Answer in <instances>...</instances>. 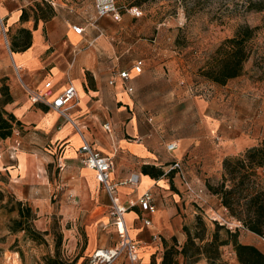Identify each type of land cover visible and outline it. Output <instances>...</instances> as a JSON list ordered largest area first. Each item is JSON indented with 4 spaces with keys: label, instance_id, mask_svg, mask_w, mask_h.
Here are the masks:
<instances>
[{
    "label": "rangeland",
    "instance_id": "1",
    "mask_svg": "<svg viewBox=\"0 0 264 264\" xmlns=\"http://www.w3.org/2000/svg\"><path fill=\"white\" fill-rule=\"evenodd\" d=\"M115 1L122 10V19L115 22L107 18L108 27L102 31L111 49L104 52L108 64L114 66L118 58L125 67H130L136 59H148L155 79L153 84L143 85L142 107L138 106L133 113L146 120L151 118L157 133L171 141L180 138L195 141L182 156V171L195 190H203L204 203L195 204L182 190L179 203L184 213L182 216V210L177 208L179 214L171 223L178 232L174 236L177 247H183L187 234L200 244L199 239L203 243L210 241L218 227H222L218 231L221 239H227L226 231H243L235 228V220L207 189V185L215 186L221 179L222 149L218 148L216 134L208 132L206 117L193 106H187L184 100L207 103L202 112L206 109V114L218 116L220 137L224 131L233 136L264 140V60L261 59L264 57V11L256 10L264 6V0ZM85 2L93 4V0ZM130 7L140 9L142 16L131 17L125 12ZM247 26L260 29L256 30L254 50L242 74L225 85L206 79L202 71L208 67L217 47L232 38L238 28ZM11 74L18 79L16 72ZM192 86L200 88L201 95L188 93ZM15 131V138L22 140L25 134L22 128ZM29 140L26 144L33 154L45 156L47 152L39 147L40 142L33 136ZM51 147L52 163L45 166L51 190L43 196L36 194L34 203L16 198L8 186V177L0 172V264H49V259H56L58 264H88L96 249L119 244L108 208L88 196L82 183L85 179L79 175L81 171L60 168V144ZM78 168L86 167L79 164ZM36 172L42 174L37 169ZM100 191H104L102 186ZM16 201L27 204L36 214L32 224L40 235L37 241L25 232L10 231L11 222L17 217L16 211L10 212V209ZM243 235L251 237L254 245L264 252V241L249 233ZM172 238L166 237L165 241L170 245ZM159 250L151 257L150 264L161 263L163 246ZM232 251L231 245L222 247V261L231 264ZM179 262L183 264L182 257ZM113 264H128V261L123 256ZM195 264L208 262L201 257Z\"/></svg>",
    "mask_w": 264,
    "mask_h": 264
},
{
    "label": "crops",
    "instance_id": "2",
    "mask_svg": "<svg viewBox=\"0 0 264 264\" xmlns=\"http://www.w3.org/2000/svg\"><path fill=\"white\" fill-rule=\"evenodd\" d=\"M23 14L25 19H22ZM73 25L83 27V34H75ZM107 27V18H98L94 3L88 4L85 0H0V88L7 87L11 97L4 110L21 123L18 129L25 132L22 140L16 139L15 133L0 140V172L8 177V186L16 198L34 203L36 194L43 196L51 190L45 166L52 163L51 146L58 143L62 148L59 164L81 171L79 175L85 179L82 183L88 196L109 212V198L100 191L95 173L78 168L79 148L83 140L86 141L92 149L112 160V183L138 176L135 188L117 187V197L123 205H127L129 199H139L147 191L152 193L156 212L150 226L143 225L145 214L139 207L124 217L130 238L138 244L139 263L150 264L151 257L162 248V239L178 233L171 223L179 214L177 208L181 209L180 195L184 188L170 168L175 161L182 167V156L195 141L182 138L171 141L157 133L151 118L146 120L133 113L138 106L142 107L143 85L153 84L155 80L151 76L150 60L136 59L130 67H125L116 58L111 67L104 53L111 49L102 34ZM23 30L30 33V46L21 51L19 47L25 43ZM137 60L144 62L140 75L131 70ZM119 70L130 71L128 86L133 93H128L117 77ZM12 71L17 73V80L12 77ZM110 81L114 83L110 85ZM70 86L74 87L76 97L63 109L67 119L44 105L31 104L28 99L30 92L49 90L51 103ZM184 102L206 117L208 132L216 134L222 157L238 155L264 144V140L233 136L224 131L220 137L218 116L206 114V109L202 112L208 106L206 102L198 99ZM31 136L40 142L39 147L47 152L45 156L33 154L26 144ZM172 142L178 147L169 153L166 146ZM181 210L183 216V207ZM234 223L236 228H241L240 223ZM239 232L242 244H255L251 237L243 235L248 232ZM231 257V264H237L233 251Z\"/></svg>",
    "mask_w": 264,
    "mask_h": 264
},
{
    "label": "trees",
    "instance_id": "3",
    "mask_svg": "<svg viewBox=\"0 0 264 264\" xmlns=\"http://www.w3.org/2000/svg\"><path fill=\"white\" fill-rule=\"evenodd\" d=\"M256 10L264 11V6ZM22 19H25L24 14ZM254 29L240 27L232 38L224 40L214 52L208 67L202 71L203 76L218 85H225L239 77L254 50L255 33L260 27ZM21 33L25 37V43L19 48L24 51L30 46V33L24 30ZM13 48L12 46V50ZM261 59L264 60V57ZM0 93V140H6L12 137L15 129L21 127V123L4 110V106L11 102L8 88L2 87ZM207 189L218 198L229 217L240 223L243 231L264 241V144L249 148L237 157L224 158L220 181L215 186L207 185ZM12 211H16L17 217L12 220L10 231L25 232L32 240L37 241L40 235L33 227L36 214L31 208L16 201L10 209ZM220 229L222 227H218L210 241L203 243V239H199L200 244H196L195 238L187 234L181 249L177 247L175 237L171 239L170 245L162 239L163 254L160 264H179L181 257L183 264H195L201 257L208 264H227L221 259V248L227 245H231L237 264H264V252L256 245L242 244L239 230L233 233L226 231L227 239H221L218 234ZM48 261L49 264H58L56 259Z\"/></svg>",
    "mask_w": 264,
    "mask_h": 264
},
{
    "label": "built area",
    "instance_id": "4",
    "mask_svg": "<svg viewBox=\"0 0 264 264\" xmlns=\"http://www.w3.org/2000/svg\"><path fill=\"white\" fill-rule=\"evenodd\" d=\"M95 12L98 18H110L115 22H120L122 19V10L116 5L115 0H93ZM125 12L133 18H140L142 16V11L137 7H130L126 9ZM72 30L77 35H82L84 32L83 27L73 25ZM144 62L142 60H137L133 65L131 70L136 74L140 75L143 72ZM117 77L121 80L125 90L128 93H133L132 87L128 86L130 82V71L119 70L116 72ZM114 82L110 81V85ZM188 93L201 95L202 90L195 86L188 88ZM51 96L49 90L30 92L28 94V99L33 105L41 104L49 109L55 110L62 117L67 119V115L64 112V108L76 97V91L74 87L70 86L61 95L57 96L51 103L48 98ZM107 128V125H105ZM16 133V131L14 130ZM177 143L172 142L166 146V151L173 153L177 149ZM79 161L80 164L87 169L92 170L98 183L103 187L104 192L110 201L109 208V219L114 226L115 232L117 233L120 241L119 244L113 248H98L96 249L88 264H113L121 257L125 256L128 260V264H140L138 257V246L130 238L128 229L125 225L124 217L126 213L135 207H139L140 210L145 214L142 218V223L145 227L151 225V217L156 212V207L154 205V200L152 193L147 191L139 199L133 200L129 199L127 205H123L117 197V187L118 186H130L135 188L138 184V176L132 175L130 178L122 180L117 183H112L110 180V175L113 170L112 160L102 155L100 152L91 148V146L83 140L82 145L79 148ZM63 166H60L62 168ZM170 171H175L180 179L181 186H183L184 191L189 195L193 202L200 205L204 203L202 198L203 190H195L193 186L187 181L180 162L175 161L170 168ZM236 228V227H235Z\"/></svg>",
    "mask_w": 264,
    "mask_h": 264
},
{
    "label": "bare ground",
    "instance_id": "5",
    "mask_svg": "<svg viewBox=\"0 0 264 264\" xmlns=\"http://www.w3.org/2000/svg\"><path fill=\"white\" fill-rule=\"evenodd\" d=\"M90 170V169H89ZM235 226V225H234Z\"/></svg>",
    "mask_w": 264,
    "mask_h": 264
}]
</instances>
